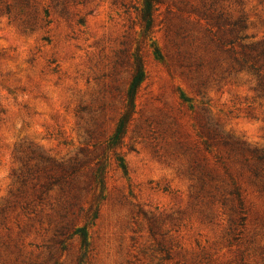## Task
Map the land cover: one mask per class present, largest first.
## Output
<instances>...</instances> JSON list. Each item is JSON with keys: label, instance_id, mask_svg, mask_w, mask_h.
I'll use <instances>...</instances> for the list:
<instances>
[{"label": "rangeland", "instance_id": "1", "mask_svg": "<svg viewBox=\"0 0 264 264\" xmlns=\"http://www.w3.org/2000/svg\"><path fill=\"white\" fill-rule=\"evenodd\" d=\"M158 1L0 0V264H264V0Z\"/></svg>", "mask_w": 264, "mask_h": 264}, {"label": "trees", "instance_id": "2", "mask_svg": "<svg viewBox=\"0 0 264 264\" xmlns=\"http://www.w3.org/2000/svg\"><path fill=\"white\" fill-rule=\"evenodd\" d=\"M140 7H139V17H140V23L142 27V38L144 40H151L152 34H153V27H154V19H155V12L157 8V4L159 3L158 0H139ZM133 75H132V81L129 86V89L126 93V100L130 107V112L124 116L120 127L118 131V137H122L126 131L127 124L130 120V116L132 115L135 103H136V97L138 94V91L141 87V84L145 80L146 77V70H145V62L143 55L141 53L140 47L136 49L134 53V62H133ZM107 156L103 157L101 160L97 162L96 170L94 172V184L96 188L100 189V197L103 195V192L105 190V181H106V169H107ZM230 194L233 197V194L236 197L237 203L232 207L231 209H234L235 213L237 214L236 223L240 222L239 224L244 226L246 224V205L245 200L242 196L241 191L239 188L234 186L233 190V184L230 190ZM226 201V200H225ZM239 219V220H238ZM236 238H240L236 235ZM238 256L240 259L239 262H234L233 264H250L248 260L245 258L248 256L249 253L247 251H238ZM237 261V260H236ZM79 264H86V254H83V256L80 259Z\"/></svg>", "mask_w": 264, "mask_h": 264}]
</instances>
